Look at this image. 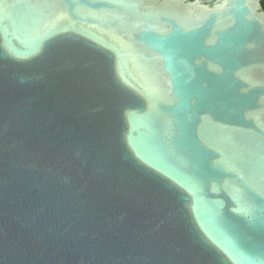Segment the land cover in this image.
I'll return each mask as SVG.
<instances>
[{
  "label": "water",
  "instance_id": "water-1",
  "mask_svg": "<svg viewBox=\"0 0 264 264\" xmlns=\"http://www.w3.org/2000/svg\"><path fill=\"white\" fill-rule=\"evenodd\" d=\"M0 264H264L260 0H0Z\"/></svg>",
  "mask_w": 264,
  "mask_h": 264
},
{
  "label": "flooded vegetation",
  "instance_id": "flooded-vegetation-1",
  "mask_svg": "<svg viewBox=\"0 0 264 264\" xmlns=\"http://www.w3.org/2000/svg\"><path fill=\"white\" fill-rule=\"evenodd\" d=\"M260 4H261V6H262V8L264 10V0H260Z\"/></svg>",
  "mask_w": 264,
  "mask_h": 264
}]
</instances>
